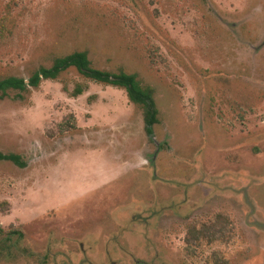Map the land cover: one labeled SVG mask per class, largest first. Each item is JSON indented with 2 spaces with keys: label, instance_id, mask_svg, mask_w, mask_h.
<instances>
[{
  "label": "rangeland",
  "instance_id": "1",
  "mask_svg": "<svg viewBox=\"0 0 264 264\" xmlns=\"http://www.w3.org/2000/svg\"><path fill=\"white\" fill-rule=\"evenodd\" d=\"M75 51L157 120L74 66L2 92L0 264H264V0H0V79Z\"/></svg>",
  "mask_w": 264,
  "mask_h": 264
},
{
  "label": "trees",
  "instance_id": "2",
  "mask_svg": "<svg viewBox=\"0 0 264 264\" xmlns=\"http://www.w3.org/2000/svg\"><path fill=\"white\" fill-rule=\"evenodd\" d=\"M69 66L76 67L80 73L92 81L105 82L123 87L126 90L128 97L132 101L141 103L144 106L145 129L150 135L152 134V126L157 120V110L151 95V88L141 87L134 74H128L124 71L111 73L106 70H100L93 67L85 51H75L66 56L56 58L51 67H41L39 70L34 72L28 81L17 76H8L6 78L0 79V97L1 93L7 88L24 89L27 82L32 85H37L42 77L54 78L60 71L68 68ZM83 91L84 87L81 84H76L74 91L72 92V96H77ZM67 128L65 130H68ZM0 159H12L17 163H20L18 156L14 154L0 153ZM2 230L3 228L0 225V231ZM214 255H216V257L218 256V258H216V261L212 262V264H228L227 259L224 257L217 253Z\"/></svg>",
  "mask_w": 264,
  "mask_h": 264
}]
</instances>
